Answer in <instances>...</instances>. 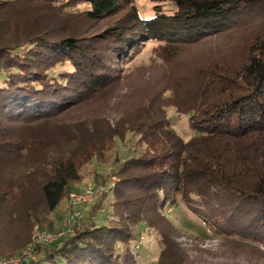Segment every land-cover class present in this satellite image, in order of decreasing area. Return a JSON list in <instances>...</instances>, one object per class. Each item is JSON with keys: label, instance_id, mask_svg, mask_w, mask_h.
<instances>
[{"label": "trees", "instance_id": "trees-1", "mask_svg": "<svg viewBox=\"0 0 264 264\" xmlns=\"http://www.w3.org/2000/svg\"><path fill=\"white\" fill-rule=\"evenodd\" d=\"M154 1L169 7L0 0V257L28 244L34 224L52 228L49 213L97 161L116 165L108 207L102 191L88 219L24 264H138L142 229L155 233L156 264H209L177 241L175 218L190 221L165 209L180 203L225 248L250 252L219 254L264 264V0ZM151 40L150 63L127 67ZM169 107L187 117L188 138ZM126 134L134 147L121 159Z\"/></svg>", "mask_w": 264, "mask_h": 264}, {"label": "rangeland", "instance_id": "rangeland-1", "mask_svg": "<svg viewBox=\"0 0 264 264\" xmlns=\"http://www.w3.org/2000/svg\"><path fill=\"white\" fill-rule=\"evenodd\" d=\"M136 4L142 14H153L154 8L156 7H160L162 9H166V7H169L168 3L163 4L154 0H136ZM221 38L222 37L218 38L216 41H213V43H221ZM220 43L218 45H220ZM158 44L159 42L155 40L146 41L138 51V53L127 63V67L150 63L152 58L155 56L154 50L156 49ZM210 46L212 45L207 44L203 46L190 47L184 55L189 59L195 56L204 57L206 54H208L207 49ZM64 68V66H57L53 70V72L54 74H56L62 71ZM167 113L170 118L171 125L183 138H188L191 135V131L188 126L187 117L185 115L177 114L172 107H169L167 109ZM133 140L134 138L131 134H126L123 141L116 140V145L113 151H116V153L118 151L119 157L121 159L131 155L134 147ZM115 168L116 165L111 163H100L97 161L88 163L82 171V180L74 183L70 191H79L80 189L85 188L88 185H101L103 187L102 191L107 192L106 201L101 202L104 203V208H107L109 205H107V203H110L112 201L110 187L117 180V176L113 174ZM99 200L100 197L98 195L93 202L70 207L67 205L66 199H64L59 204V206H57L48 215V223L52 225V228H48L47 223H43L42 225L34 224L32 226L28 244H30L32 241L36 225L40 230L52 233L65 231L68 227H72L77 217L81 216L82 218L88 219L89 211L92 205H98L97 202ZM241 208L244 211L247 210V207L242 206ZM218 211L221 213V210ZM165 212L169 215L178 214L182 219L190 221L181 222L179 220L180 218H175L174 220L179 231L177 241H179L186 252L193 255V257H196L209 264H255L254 261H249L242 256L231 258L219 254L250 252L244 251V249L241 250L237 246H234L231 250L225 248L219 240L221 236L215 235L213 229L210 227V225H208L207 222L204 223L201 217L197 216L196 213L191 211V209L187 208L182 203H180L179 207L177 208L170 207L169 205L166 206ZM222 214L223 213L219 215L223 216ZM67 215L68 217L69 215H73L72 219H70L71 221L69 222H67L66 220ZM93 215V220L96 223L104 222L106 219L104 210H98ZM241 215H243V212H240L236 216L237 220L240 219ZM28 244H26L25 246H27ZM134 249H136L135 252L137 253L138 257V264H156L160 246L154 232H151L148 229H142L139 233L138 243L134 244Z\"/></svg>", "mask_w": 264, "mask_h": 264}, {"label": "built area", "instance_id": "built-area-1", "mask_svg": "<svg viewBox=\"0 0 264 264\" xmlns=\"http://www.w3.org/2000/svg\"><path fill=\"white\" fill-rule=\"evenodd\" d=\"M103 187L101 185H88L83 190L69 191L66 196L67 205L72 207L80 204H86L93 202L95 198L102 192ZM73 215H67V222L71 221ZM72 227H68L65 231L52 233L44 230H40L38 226H35L32 241L27 246L23 247L17 254L9 257H0V264H24L31 260H34L37 256V249L55 240L59 235L71 232Z\"/></svg>", "mask_w": 264, "mask_h": 264}]
</instances>
